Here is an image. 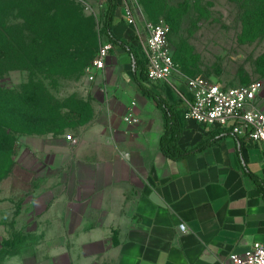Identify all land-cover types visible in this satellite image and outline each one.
I'll use <instances>...</instances> for the list:
<instances>
[{
    "label": "crops",
    "instance_id": "0c3cea01",
    "mask_svg": "<svg viewBox=\"0 0 264 264\" xmlns=\"http://www.w3.org/2000/svg\"><path fill=\"white\" fill-rule=\"evenodd\" d=\"M115 18L122 30L125 16ZM128 78L127 68L106 66L75 139L30 144L47 172L30 215L46 234L37 264H227L264 244V145L184 119L168 91L178 146L189 152L171 160L161 150L167 114ZM131 108L137 123L124 120Z\"/></svg>",
    "mask_w": 264,
    "mask_h": 264
},
{
    "label": "rangeland",
    "instance_id": "374dc122",
    "mask_svg": "<svg viewBox=\"0 0 264 264\" xmlns=\"http://www.w3.org/2000/svg\"><path fill=\"white\" fill-rule=\"evenodd\" d=\"M245 1L155 0L148 9L138 0L136 26L124 22L119 30L114 20L120 46L110 40L105 20L111 5L124 16V0H0V104L15 103L20 129L14 133L11 172L0 181V264H37L47 257V250L37 248L46 234L36 232L30 217L47 172L29 147L39 144L38 136L51 143L73 141L74 128L89 122L99 90L87 69L104 43L113 45L107 66L127 68L128 81L141 80L166 100L168 91L181 99L195 77L228 87L261 82L264 110V21H243ZM170 12L177 25L169 23ZM161 20L170 27L176 70L168 81L152 84L144 61L145 28ZM24 116L33 120L30 128Z\"/></svg>",
    "mask_w": 264,
    "mask_h": 264
},
{
    "label": "built area",
    "instance_id": "2783aa9c",
    "mask_svg": "<svg viewBox=\"0 0 264 264\" xmlns=\"http://www.w3.org/2000/svg\"><path fill=\"white\" fill-rule=\"evenodd\" d=\"M137 5L138 0H124V16L130 26H136ZM145 32L144 61L148 81L152 84L166 82L176 70V62L169 47L170 27L161 20L149 24ZM112 50V43H104L100 47L87 69L89 81L95 82L104 72ZM262 90L261 82L228 87L203 77L189 79L186 94L179 93L185 105L184 119L206 126L219 125L224 131L243 137L246 141L264 145V110L259 104ZM124 120L138 122L132 108ZM180 230L186 233L187 227L180 225ZM227 264H264V244L253 243L244 254L231 255Z\"/></svg>",
    "mask_w": 264,
    "mask_h": 264
},
{
    "label": "trees",
    "instance_id": "16d2710c",
    "mask_svg": "<svg viewBox=\"0 0 264 264\" xmlns=\"http://www.w3.org/2000/svg\"><path fill=\"white\" fill-rule=\"evenodd\" d=\"M145 4L148 9L155 4V0H145ZM245 12L243 15V21H264V0H247L245 1ZM169 23L177 25L179 19L177 15L166 13ZM115 6L111 5L108 10L105 28L109 35L110 40L117 45H124V42L113 34L115 28ZM55 32V31H54ZM138 87L141 89L145 96L152 98L157 106L167 114L166 118V133L161 139V150L171 160H180L186 156L189 152L183 151L178 146L179 136L181 134L182 125L179 120L180 112L176 111L173 105L156 93L150 87L144 85L141 80L137 81ZM17 107L15 103H11L7 106L0 104V181L11 172L13 164V146L15 142L14 133L20 131L16 127V113ZM25 113V111H23ZM22 122H26L27 128H30L34 123L31 118L24 116L21 119ZM38 123L43 122L40 118Z\"/></svg>",
    "mask_w": 264,
    "mask_h": 264
}]
</instances>
